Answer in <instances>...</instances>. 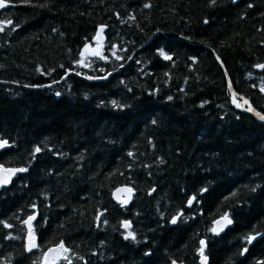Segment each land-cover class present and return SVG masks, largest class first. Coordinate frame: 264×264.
Instances as JSON below:
<instances>
[{"label": "trees", "instance_id": "trees-1", "mask_svg": "<svg viewBox=\"0 0 264 264\" xmlns=\"http://www.w3.org/2000/svg\"><path fill=\"white\" fill-rule=\"evenodd\" d=\"M6 1L0 264H264V0Z\"/></svg>", "mask_w": 264, "mask_h": 264}, {"label": "water", "instance_id": "water-1", "mask_svg": "<svg viewBox=\"0 0 264 264\" xmlns=\"http://www.w3.org/2000/svg\"><path fill=\"white\" fill-rule=\"evenodd\" d=\"M11 5L10 2L6 1V5L3 8H0V11L9 7ZM101 28L103 29L101 31ZM104 32V27L100 26L97 29V33H96V42L102 47L105 41V36L103 34ZM148 43V42H147ZM67 73H73V71H68ZM110 73H108L106 76H108ZM65 76H63L64 78ZM88 79L94 80L97 79L96 77H89ZM230 85V84H229ZM230 89H231V93H232V101L234 103H236V99L234 96V92L232 90V87L230 85ZM251 114L256 117L259 121L264 123V119H261V117L259 116L258 112L253 110L251 111ZM5 142V140L0 141V143ZM8 146V144L6 143L3 147H0V152L2 150H4L6 147ZM15 169H21L20 167H13V166H4V165H0V187L4 186H8L12 180L14 179L16 172L10 171V170H15ZM6 180L7 182L4 183L2 181ZM129 189L131 191H129ZM133 188L130 185L127 184H123V185H119L117 186L113 192H112V197L114 199V201L116 203H121L122 205H124L125 207H128L131 203L132 197H133ZM225 216H227V219H225ZM29 217H34V219H32L31 221H29ZM37 217V212H34L32 214H30L29 216L26 217L25 219V228H26V233H25V237H24V246H25V251L26 253H31L33 250H35L37 248L38 242H37V237L33 234V221L36 219ZM178 216H175L172 218L171 223L174 224L175 222H173V220H177ZM231 221L230 217L227 214H223L219 217H217L212 225V233L214 235H220L222 234L226 228L231 224L228 223V221ZM27 222V223H26ZM125 222H127V227H125ZM232 222V221H231ZM122 226L123 228H129L130 227V222L128 220H123L122 221ZM213 229H216V231H213ZM201 241L204 242L203 246L201 245V248L203 247V252H204V248H205V239H201ZM200 241V243H201ZM32 244H35V247H31ZM63 244L64 248H66L68 250V248L65 246L63 241H60L57 244L51 245L49 246L43 254L42 260H41V264H54L55 262L59 261L63 254L66 252L64 251V249L60 248L59 245ZM206 257V259H205ZM170 264H181L177 261H172ZM199 264H208V257L206 255H202L199 258Z\"/></svg>", "mask_w": 264, "mask_h": 264}, {"label": "snow or ice", "instance_id": "snow-or-ice-1", "mask_svg": "<svg viewBox=\"0 0 264 264\" xmlns=\"http://www.w3.org/2000/svg\"><path fill=\"white\" fill-rule=\"evenodd\" d=\"M214 2H215V0H213V3H214ZM5 5H6V0H0V8L5 7ZM145 6L147 7V5H145ZM8 23H11V21H8ZM2 30H3V29L0 28V31H2ZM102 30H103V29L101 28V31H102ZM161 55H164V53L161 52ZM101 58H103V57H101ZM117 59H119V57H117ZM165 59H170V57L165 56ZM258 67L264 68V65H258ZM262 90H264V89H262ZM169 99H171V97H169ZM115 103H116V102L114 101L113 104L115 105ZM238 106H239V105H238ZM261 119H264V116H261ZM6 143H7L6 141L0 143V147H3ZM39 151H40V149L37 148V149H36V152H39ZM130 155H131V153H130ZM25 170H26V169H15V170H10V171H12L13 174H14V172H16V171H25ZM2 182L6 183L7 181L4 180V181H2ZM129 191H131V190L129 189ZM189 203H191V201H190ZM32 219H34V217H29V221H31ZM225 219H227V216H225ZM173 222H175V220H173ZM26 223H27V222H26ZM228 223H231V221L229 220ZM127 226H128V225H127V222H125V227H127ZM213 231H216V229H213ZM128 237H132V233H129L128 236L125 237V238L127 239ZM132 238H134V237H132ZM251 239H252V238H249V241H250ZM203 244H204V242L201 241V245H202V246H203ZM31 247H35V244H32ZM59 247L62 248V249H64V251H67V249L64 248L63 244L59 245ZM201 254L203 255V247L201 248ZM205 259H206V257H205Z\"/></svg>", "mask_w": 264, "mask_h": 264}, {"label": "rangeland", "instance_id": "rangeland-1", "mask_svg": "<svg viewBox=\"0 0 264 264\" xmlns=\"http://www.w3.org/2000/svg\"><path fill=\"white\" fill-rule=\"evenodd\" d=\"M101 48L102 47L97 42H95L94 44H90V45L86 44L84 46L83 52L85 54H88V53L99 54Z\"/></svg>", "mask_w": 264, "mask_h": 264}, {"label": "bare ground", "instance_id": "bare-ground-1", "mask_svg": "<svg viewBox=\"0 0 264 264\" xmlns=\"http://www.w3.org/2000/svg\"><path fill=\"white\" fill-rule=\"evenodd\" d=\"M112 196V195H111ZM231 219V218H230ZM177 222V221H176Z\"/></svg>", "mask_w": 264, "mask_h": 264}]
</instances>
